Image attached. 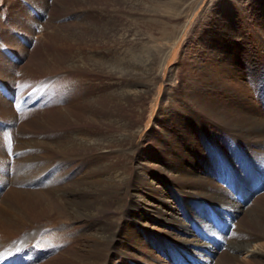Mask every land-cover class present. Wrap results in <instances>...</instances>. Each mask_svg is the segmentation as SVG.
I'll return each instance as SVG.
<instances>
[{"label":"rangeland","instance_id":"rangeland-1","mask_svg":"<svg viewBox=\"0 0 264 264\" xmlns=\"http://www.w3.org/2000/svg\"><path fill=\"white\" fill-rule=\"evenodd\" d=\"M46 3L44 0H0V56L1 59H3L0 61H11L14 64L12 66V71H10L11 75H5V77L7 81H10L8 78L11 76L13 82H16L14 84L15 87L13 93H10V87L2 78H0V86L3 85L11 95L10 102L16 119L13 126L14 128H12L13 131L11 130L12 137L11 135V138H8L9 136L0 137V154H2L0 155V196L11 197L13 195H11L13 190L18 193H20L19 191L21 190H30V188L31 190H36V188L39 189L43 187L44 184L46 186L55 179H59V181L61 180V183L59 182L58 186H66L72 180L77 178L80 172L87 167V161L93 160L94 158H103L102 160H99L101 163H104L105 161H115V158L113 157L115 154L107 157L105 155H97L96 157L95 151V156H81V158L68 157V160H66V158L62 161L63 159H61L59 155L56 157L57 155L53 151L54 148L50 149L48 147L49 144L46 145V142L34 144L35 142L33 141L40 140L42 137L45 139L48 138V141H53L54 139H57L62 130L67 131L68 134H71V132L78 129L83 131V128H87L86 125H84L86 123L84 120H77L79 122L74 123L78 124L81 121L82 126L72 125L69 128L67 125H61L56 118L58 108H60V106H69L70 102L73 103L72 100L75 101L80 99L81 97L79 96H83L87 93H96V90L97 92L103 93L125 87L130 89L131 93L135 91L139 92L143 97L141 101L133 100L132 105L130 106L131 110H133L131 112V118L134 120V123L138 124V128L141 129L137 134L136 142L145 143L148 140V135L153 131V126L158 123L160 118L167 119L168 127H171L173 122L185 125L188 132H194L197 136V139H195L191 135L197 146L196 151L198 154H202L203 158L206 157V160H209L211 166L213 165L214 171L216 170L217 172L216 182L225 190L224 196L226 197H224V200L222 199L225 202L217 196L207 197L205 194L197 193V195L194 193L190 199H187L189 204L185 203L183 200L184 198L176 192L173 197V203L176 205V210L180 215L179 218L182 219V222H185L186 224L188 223L187 227L191 236H196L198 239L206 238L204 242L211 244V246L213 245V247L205 248L201 246L197 249L193 246H189V244L183 245V242L175 241L168 243V246L164 243L161 244L160 246L163 248L155 253H159L161 259L167 264H204L202 263L204 258H201V256L210 255L214 260H218L222 258V252L225 254V264H264V226L262 225L260 227L254 225L256 223L250 221L251 215L252 219L253 216L255 217V214L264 215V131L262 132V135L259 133L261 131L253 132L251 135L249 134L251 141L253 139L255 142L259 141L256 142V145H245L243 142L237 140L241 137L239 136L241 132L234 131L232 128L228 129L229 127L227 125H225V128H222V124H225V103H229L230 107H234V102L231 100L226 101L227 97H225L226 94H224L225 91H223L222 87L225 81V67L223 68L221 66H223L222 63L223 60H225V52L223 51L222 62L214 59V51L218 47L225 49V43L227 47L229 46L227 49L232 48L231 50H234L241 56L239 67L240 71L245 74V78L242 79L244 80V85L240 86L237 83H235L236 85L229 83V86H232V88L242 93L249 100L248 109L251 114L257 112L259 115H257V119L260 118L262 121L263 118L264 120V0H48V4ZM44 7L45 9L47 8V11L52 16L50 19L51 22L49 23L48 21L49 25L46 21L43 22L44 20H42V22L41 20H39L40 22L35 20L39 22L36 25L38 26V30H33V33H30L29 31L25 32L17 26V24L19 25L20 21L24 19L25 13L32 12L35 14L38 13L39 8ZM109 18L110 20H108ZM103 21L111 24V28L113 29L110 33L109 31L106 32V29L102 32L104 24H106L103 23ZM88 22H94V26L89 27L90 25H88ZM45 23L47 26H45ZM5 33H8V35L11 33L10 37L12 40L10 39L9 41V38L4 37ZM45 34H48L49 36H46ZM224 35L226 38L225 42L223 41ZM17 45L20 46L18 47ZM25 50L28 53L25 52L24 54ZM219 51H221V49ZM231 54L233 53L231 52ZM218 56H221V53ZM70 60H77L79 61V64L82 65L79 66L80 68H72L68 66ZM93 62L99 64L98 69H93ZM107 62L110 64L112 63L113 66L110 68L107 65ZM200 63L203 64L200 66ZM196 65L198 66L197 69L195 67ZM114 68L118 69L115 70ZM206 70L212 71L211 73H207ZM133 71L134 74L132 73ZM14 73L15 76L13 75ZM254 73L256 75H254ZM235 76L236 75H234V77ZM203 83H207V86L209 87L202 89L203 91L207 89L206 95L210 94L211 91V94L215 98L213 100H218L222 103L224 102V113L222 112L223 116L221 115L220 118L212 115L214 109L208 110L206 107H200L201 104L207 103L205 101V96L201 94L197 97V101L194 100L195 96H197L196 93L202 88L200 86H202ZM63 90L66 99L61 101V98H59L58 95L60 92L63 93ZM216 91L221 92L216 93ZM78 94L79 96H77ZM24 95L27 97L25 101L22 98ZM42 99V104H38ZM68 99L69 101H67ZM46 105L48 106L46 107ZM138 108H140L141 116L138 115ZM182 109L183 112L180 111ZM32 110L34 111L32 112ZM240 114L239 111H236L235 117L237 119L234 118V116H229V119L233 118L234 121L231 119L233 123L236 121L238 122V118L240 121L247 120L245 112ZM42 115L44 117L47 116L46 118L50 120V122L54 121V123H56L58 121V124H56L57 126L53 127L51 130L49 127V129H47L35 125L34 121ZM0 118H2L1 114ZM198 122H201L204 126L209 128L211 132L213 131L216 134L217 139L215 146L220 148V151L218 149L220 155L215 152L214 144L207 141L205 137H201L203 135L202 131L199 129L200 127L197 126L199 125ZM104 127L106 128V126ZM244 127L242 128L244 129ZM262 127L263 126H261V128ZM187 131L186 129L185 131H182V138L186 139V137L189 136ZM56 134L58 136H56ZM258 134H260L261 137L258 136ZM20 137L23 139L26 138L27 141L22 140ZM8 139L10 142L7 141ZM140 140L143 141L141 142ZM23 150L25 151L23 152ZM222 152H224V155ZM53 155H55V157ZM33 156L37 157L35 158ZM44 157L48 158L49 161ZM125 157H127L126 152L121 156L122 161ZM37 158H39V160ZM83 158L86 159L83 160ZM120 160L117 159L118 165H121L122 161ZM138 160V155L135 156L134 160L131 158L128 159L133 168H137V165L141 163ZM17 164L19 166L22 165L25 168V172L28 170H33L35 172L36 175L34 178L38 182L37 187L35 186L36 188L30 187V184H21L17 186L13 183L11 176H13V173L18 169L17 167L19 166ZM44 164L49 165L45 167V170H41L40 167ZM142 164L143 168L147 169L149 164L147 162H142ZM151 169L154 170L152 165ZM46 170L50 171L42 176L41 172ZM57 172H59V174H56ZM114 172L115 171H113L112 174ZM121 172L123 173V171ZM155 172L156 171H153V174ZM1 173L4 174L2 175ZM60 173L62 175H60ZM52 175H55L56 177ZM99 175L100 173L98 176ZM154 175H157V172ZM72 177L75 178L70 179ZM66 179L69 180H67L69 183H67ZM2 180H4V182ZM39 180H42L43 182H39ZM40 183L41 186H39ZM173 184L176 185L172 180L166 182V186L175 190ZM61 191L62 190H60V192ZM25 193L27 192H22L21 195L25 197ZM124 194L125 193H120L118 199ZM127 198L131 199L132 197L127 196ZM30 200H33L34 205L35 200L32 198H30ZM252 204L255 205V207L251 206ZM35 205L38 206V203ZM114 206L115 204H113L111 210L104 212L103 215L101 214L99 219L97 218V221L102 224L105 223L109 217H117L119 220L114 218L113 224L117 228L122 227L121 229L123 230L127 220L125 218H119L122 216L123 212L115 209ZM189 206L190 209L186 210V207L189 208ZM127 207L126 210V207L124 208L123 206L122 210L124 209L125 214V211H127V215L132 216L134 213L133 209L129 206ZM246 209L250 212L246 211ZM192 211H196V214L200 218V221L202 220L201 223L203 222V224L200 223L196 216H192ZM31 212V217L34 220V224H36V233H38V236L42 239L39 240L41 243L38 241L36 243V247L39 248L37 249L39 258L34 261V264H39V261H41L40 264H78L74 260L75 253H73L76 248V237L81 233L83 227L90 226V222L92 223L93 220L96 219L85 220V218H82V225H80L81 228L79 227L80 232H78L79 229L74 230V228H72L73 226H70L72 223H80V220L72 223L63 220L68 226L66 227L67 231L65 228L61 231L54 226L59 223L58 221L60 220L55 213H44L33 210ZM51 215H53V217ZM84 223L86 225H84ZM262 223L264 224V222ZM59 224H61V222ZM203 225L205 227L204 229L202 228ZM171 227L176 228L174 227V224L171 225ZM256 228H259L260 231ZM213 229H216V232H220V238L214 237ZM64 231L66 233H64ZM171 231L173 230L171 229ZM206 231L208 237H206ZM61 232H63L62 235H64L66 240L64 237H61ZM67 232L71 234H68ZM174 232L177 231L174 230ZM260 232L261 237L259 236ZM52 233L53 236L58 233L55 236L56 239H58L57 241H55V237L53 238L51 235ZM48 234L52 236L53 243L52 238ZM45 236L46 238L49 236L48 239L51 240L47 241L48 239L46 240V238H44ZM120 236L122 237L123 235L121 234ZM57 237L61 238V243ZM248 240L255 241L251 243L252 246L249 248L250 250H256V253H258L256 256L253 255L252 251L240 247L244 245L246 241L248 242ZM58 243L59 245H57ZM112 243L113 245H111ZM112 243L101 252L102 255L103 253L108 252L109 255H111L110 258H113L107 259L104 257L103 263H119L118 259L116 260L115 249L120 242L119 240H115ZM214 244H216L217 247H215ZM233 244L237 245L234 246ZM83 246L84 245H82V247ZM83 249L84 248H82V250ZM231 257H235L236 260H232ZM124 259L127 261L130 259V264H139L134 260L132 261L131 259L133 258L127 256L124 257ZM136 259L137 261H140L141 264H153L151 260L146 258L140 259L138 257ZM112 260L113 262L110 263Z\"/></svg>","mask_w":264,"mask_h":264},{"label":"bare ground","instance_id":"bare-ground-1","mask_svg":"<svg viewBox=\"0 0 264 264\" xmlns=\"http://www.w3.org/2000/svg\"><path fill=\"white\" fill-rule=\"evenodd\" d=\"M44 1H45V3L47 1L46 4H48V0H44ZM45 7L39 8L38 13H35L33 11L35 14H33L32 12L31 13L30 12L25 13L24 19H22V21H20L19 25L17 24V26L19 28L23 29L25 32L29 31L31 33L33 30L37 29L38 26H36V25L40 22L39 20H41V22H42V20H44L43 22L46 21V23H48V21H49V23H50L51 22L50 19L52 18V16L47 11V8L45 9ZM35 20H38L39 22L35 21ZM108 20H110V18ZM49 23H48V25H49ZM93 23L88 22V25H90L89 27H93L94 26ZM103 23H106V24H104L102 32L104 31V29H106V32L109 31V33H110V31L113 29V28H111V24H109L108 22H104V21H103ZM45 26H47V24ZM79 29H81V28H79ZM10 35H11V33H10ZM10 35H8V33H5L4 37L9 38V41H10V39H11ZM31 35H33V34H31ZM29 36H30V34H29ZM225 39L226 38L224 35V40H223L224 42H225ZM11 42H9V43H11ZM13 46H14V44H13ZM228 47L225 43V49L218 47L219 50L221 49V51H219L218 48L214 51V53H215L214 59L216 61H219V62L220 61L222 62L223 51L225 52V60H223V63H222L223 66H221L223 68L225 67V75H224L225 81H224L222 87H223V91H225L224 94H226L225 97H227V99L225 98L226 101L231 100L234 102V107H230L229 103L228 104L225 103V107H224L225 108V111H224L225 112V119H224L225 124L222 122L223 123L222 128H225V125H227L229 127L228 129L232 128L234 131L241 132L240 135L238 134L239 136H241L239 139H237L238 141L243 142L245 145L246 144L256 145V142H259V141L255 142L254 139L251 141L249 134L251 135V133H253V132L255 133L257 131H261L259 133H261V135H262V132L264 131V120H263V118H262V121L260 120V118L257 119L259 116L257 114V112L251 114L250 110L248 109L249 100L242 93H240L239 91L232 88V86H229V83H233V84L237 83L240 86H243L244 80H242V79L245 78V74L240 71V67H239L241 56L237 52H235L234 50H231L232 48L227 49ZM21 50H23V49H21ZM25 52H27V51L25 50L24 54H25ZM231 52L233 54H231ZM19 53H20V51H19ZM220 53H221V56H218ZM100 55H101V53H100ZM0 60H3V59H1V56H0ZM151 60H153V59H151ZM109 61H111V60H109ZM153 61H155V60H153ZM68 63H69L68 66H70L72 68H80L79 66L82 65V64H79V61H77V60H70ZM93 63H94L92 66L93 69H98L99 64L96 62H93ZM150 64H148V65L151 66ZM202 64L200 63V66ZM13 65L14 64L11 61H9V62L0 61V78H2L5 81V83L8 84V86L11 89L10 93H13V90L15 87L14 84L16 82L15 83L13 82V79L11 76H9V78L7 77L8 80L10 79V81H7L5 75H7V76L9 74L11 75L10 71H12ZM107 65L110 68L113 66V64L112 63L110 64L109 62H107ZM85 67H87V66H85ZM153 67H154V65H153ZM195 67H196V69L198 68L197 65ZM116 69H118V68H116ZM153 69H151V70H153ZM216 69H219V68H216ZM206 71H207V73H211L212 70L211 71L206 70ZM104 72H105V70H104ZM125 73H127V72H125ZM132 73L134 74V71ZM135 73H136V71H135ZM246 73H247V71H246ZM176 74H178V73H176ZM212 74H213V72H212ZM249 74H250V72H249ZM2 75H4V76H2ZM13 75L15 76V73ZM26 75H27V73H26ZM234 75H236L237 77L236 76L234 77ZM254 75H256V74L254 73ZM81 77H82V75H81ZM157 77H158V75H157ZM178 77H179V75H178ZM214 78H216V77H214ZM217 78H218V76H217ZM260 79H262V78H260ZM158 80H160V79H158ZM214 81H216V80H214ZM9 82H11V83H9ZM79 84L81 85L80 82H79ZM207 85H208L207 83H203V85L200 86L202 88L197 93L195 92L197 96H195L194 100L197 101V97L200 96L201 94L203 96H205L206 97L205 101L207 103L206 104L203 103L201 105L199 104L200 107L201 106L206 107L208 110L214 109V112H212V115L220 118L222 115V112H223V103L224 102L222 103L221 101L213 100L215 98L211 94V91H210V94L206 95L207 89L205 91H203L202 89L203 88H209ZM235 85H233V86H235ZM2 86H0V114L2 117V118H0V120H3V121H0V137L9 136L8 138H11L12 137L11 130L13 131L12 128H14L13 126L15 124L16 119L14 117V113H13L14 111H12V104L10 102V98H11L10 96L11 95L7 92V90L4 88V86L3 87ZM220 88H221V86H220ZM108 89H110V88H108ZM70 90H72V89H70ZM77 91H79V90H77ZM219 92H221V91H218V92L216 91V93H219ZM38 93H36V94H38ZM66 93H67V91H66ZM74 93H76V92H74ZM44 95H45V93H44ZM46 95H47V93H46ZM58 96H59V98H61V101H64V99H66L64 90H63V93L60 92V94ZM77 96H79V94ZM79 97H81V98L77 99L75 101L72 100L73 103L70 102L69 106L68 105L66 107L60 106V108H58V110L56 109L57 110V112H56L57 117L56 118L61 123V125H63V124L67 125V127H69V128L72 125L82 126L81 121L78 124H74V123L79 122L77 120H84V121H86V123L84 125H86L87 128L86 129L83 128V131H80V129L73 131V132L70 131L71 134H68L67 131L62 130V131H60L59 136L57 135L58 133L56 134V136H58L57 139H54L53 141H51V140L48 141L47 140L48 138L45 139L44 137H42L40 140H34L33 141V142H35L34 144H37V143L41 144V143L46 142L45 144L46 145L49 144L48 147L50 149L54 148L53 151L57 155L56 157H58V155H59L60 158L63 159L62 161H64V159H66V158H67L66 160H68V157H71V158L80 157L81 158V156L89 157V156H95V155H96V157H97V155L98 156L99 155H101V156L105 155L107 157V156H111L112 154H115L113 157L115 158L114 160L116 162L115 161H113V162L105 161L104 163H101V161H99V160H102L103 158L102 159L94 158L93 160H90V161L86 160L88 162V165H87V167H85V169L82 172H80L78 177L75 176L77 178H75V177H74L75 179L73 177L70 178V179H74L70 183L68 182L69 180L66 179V181L68 180L67 181V183H69L68 185L60 187V185L58 186V184L61 180L59 181V179H57V180L55 179L54 181H51V183H48V185H46V186L44 183H42L44 185L41 188L38 187L39 189L36 188L38 185V182L34 178V176L36 175L35 172L33 170H28V169H27L28 171L25 172V170H24L25 168L22 165L19 166L17 164L19 167H17L18 169L16 170V172L13 173V176H11L13 183L16 184L17 186L21 185V184H24V185L30 184V187L36 186L35 187L36 190H31V188H30V190H21V191L18 190L20 193L13 190V192L11 193V195L13 194L11 196L12 198L10 196L9 197H1L0 196V206H1V208H0V264H34V261L37 258H39V256H38L39 253L37 250L39 248L36 247V243H37V241L39 242V240H42V239L38 236L39 234L36 233V230H35L36 224H34V220L31 217L32 216V214H31L32 210L37 211V212H44V213L45 212L55 213L60 218L61 221L59 220L58 222L59 223L61 222V224L57 223L54 226H55V228H58L61 231H63L64 228L66 229V227L68 226V224H66V222L72 223V222L80 220V223L77 222L78 224L77 223L76 224L75 223L70 224V226L71 225L73 226L72 228H74V230L79 229L78 232H80V228H81L80 225H82V218H85V220L86 219L87 220L93 219V218L96 219V220H93L92 223L90 222V226H85V227L82 226L83 229H82L81 233H79V235H77L78 237H76V243H75L76 248H75V250L73 249L74 250L73 253H75L74 260L78 264H105V263L107 264V262L103 263L104 257H106L108 259V258H110L111 255H109L108 252H105L102 255L101 251H103L106 247H109V245L115 240H119V242H120L119 245L115 249L116 253L114 252L116 254V257H117L116 260L118 259V261H119L118 264H130L129 263L130 259L128 261L126 259H124V257H126V256L133 258L131 260L132 261L134 260V261H136V263H139V264H141V262L137 261L136 258H138V257L140 259L141 258L142 259H145V258L149 259L152 261L153 264H167L163 259H161L159 253H155L156 251H159L163 248L162 246H160L163 243L167 245L168 243L180 241V242H183V245L189 244V246H191V247L193 246L197 249H198V247H201V246H203L205 248L213 247V245L211 246V244L204 242L206 240V238L198 239L196 236H191V233L189 232L188 227H187L188 223L186 224L185 222H182V219L179 218L180 215H179L178 211L176 210V207H175L176 205H174V203H173V197L175 195V192L178 193L182 198H184L183 200L185 203H188L187 199H190L192 197V195H194V193H195V195L205 194V195H207V197L208 196H210V197L217 196L218 198H221V200L222 199L224 200V197H226V196H224L225 190L223 188H221L220 185H218L216 182L217 172H216V170L214 171L213 165L211 166V164L209 163V160H206V157L203 158L202 157L203 155L198 154V152L196 151L197 146L195 144L194 139L192 138V136H193L195 139H197V136L195 135V133L194 132H188L187 128H185V125H183V124L181 125L180 123H177V122H173L172 123L173 125L171 127H168L167 119L160 118L158 123L155 126H153V128H152L153 131L148 135V137L146 136L148 138V140L145 143H137L136 142V139L138 136L137 134L139 133V131L141 129L138 128V124L134 123V120H132V118H131V114H132L131 112L133 110H131L130 106L132 105L133 100H136V101L142 100L143 97L139 92L135 91V92L131 93L130 89L123 87L122 89H113L110 92H103V93L97 92V90H96V93H87V94H85L83 96H79ZM22 98L24 101H25V99H27V97L25 95ZM75 98H77V97H75ZM218 99H219V97H218ZM67 101H69V99ZM42 102H43V99L40 100L38 102V104L41 105ZM71 104H72V106H71ZM197 105H198V103H197ZM47 106L48 105H46V107ZM201 109H203V108H201ZM24 110H25V107H24ZM22 111H23V109H22ZM27 111H28V109H27ZM33 111L34 110H32V112ZM180 111L183 112V109ZM236 111H239V114L245 112V115H247V120L245 119L243 121L242 120L240 121L238 118V122L236 121L233 123L234 119L233 118L229 119V116L230 117L234 116V118H236L235 117ZM138 115L141 116L140 108H138ZM46 117H44L42 115V116L38 117L37 119L35 118L36 120L34 121V123L37 126L44 127L47 129L50 128L52 130L53 127L57 126L56 124H58V121L56 123H54V121L50 122V120H48ZM198 123H199V125H197V126L200 127L199 129L202 131V135H203L201 137H205L207 141L214 144L215 152L218 153L220 151V148L219 147L217 148L215 146L216 139H217L216 134L213 131H212L213 132L212 133L211 130L209 128H207L206 126H204L201 122H198ZM245 125H248V126H245ZM104 126H106V128ZM261 126H263V127L261 128ZM242 127H244V129ZM118 128H120V129H118ZM185 129L189 133V136H187L186 139L182 138L183 137L182 131H185ZM230 131H232V130H230ZM244 131H246V132H244ZM25 133H26V131H25ZM10 135H11V137H10ZM261 135L258 134V136H260V137H261ZM20 138H22V137H20ZM38 138H36V139H38ZM199 139H200V137H199ZM22 140H26V138L25 139L22 138ZM7 141L10 142L9 139ZM41 147H42V145H41ZM7 148H8V146H7ZM25 148H26V146H25ZM218 149H219V151H218ZM24 151L25 150H23V152ZM94 151H95V155H94ZM121 152H122V154H121ZM125 152H126L127 157L123 158L124 160L122 161L121 156L124 155ZM22 154H24V153H22ZM222 154L224 155V152H222ZM0 155H2V154H0ZM136 155H138V157H139L138 161H140L141 163L139 165H137L138 166L137 168L136 167L133 168L131 166V164L129 163L128 159L131 158L132 160H134ZM37 156H38V154H37ZM53 156L55 157V155H53ZM26 157H28V156H26ZM33 157H35V156H33ZM41 157H43V156H41ZM44 158H46V157H44ZM120 158H121V160H120ZM218 158L220 159L219 156H218ZM37 159L39 160V158H37ZM46 159H48V158H46ZM49 159H50V156H49ZM49 159L47 161H49ZM55 159H57V158H55ZM85 159L86 158H83V160H85ZM117 159L122 161L121 165H118ZM19 161H20V159H19ZM31 161H30V163H31ZM87 162H85V163H87ZM142 162H147L149 164L147 166V169L143 168ZM3 163H5V162H3ZM40 163H41V161H40ZM24 165H25V163H24ZM47 165H49V164L42 165L40 167L41 170H45L46 169L45 167H47ZM151 165L154 168V170L151 169ZM7 166H8V164H7ZM49 171L50 170H46V171L41 172L42 176L44 174L46 175ZM113 171H115V172L112 174ZM121 171H123V173ZM153 171H156L157 175H154L156 172L153 174ZM78 172H79V170H78ZM99 173H100V175L98 176ZM37 174H39V173H37ZM52 174H53V172H52ZM56 174H59V172H57ZM60 175H62V174L60 173ZM7 176H8V174H7ZM52 176H55V175H52ZM62 179H64V178H62ZM169 179L175 182L176 185L173 184V188H175V190L170 189L171 187L169 188V186H166V182L170 181ZM42 180H39V182H43ZM2 181L4 182V180H2ZM6 182H7V180H6ZM39 186H41V183ZM46 188H48V189H46ZM43 189H45V190H43ZM60 190H62V191L60 192ZM22 192H27V193H25L26 194L25 197H23L21 195ZM120 193H125V194L118 199ZM114 194H115V197H114ZM127 196L132 197V198L131 199L127 198ZM30 198L34 199L35 204L38 203V206H36L35 204L33 205V200H30ZM223 202H225V201H223ZM113 204H115V206H114L115 209L119 210L120 212H123L122 216L119 218L120 219L125 218L127 220V222H125L126 225L124 226L123 230L121 229L122 227L117 228L113 224L114 218H117V217H114V216L109 217L106 220V222L102 223V224H100L101 222L97 221L101 214L103 215L104 212L112 209L111 207H113ZM221 204H223V203H221ZM123 206H124V208L126 207V210L128 208L127 206H129L131 209H133V211H134V213L132 214L133 217L130 215H127V211H125L126 214L124 213V209L122 210ZM223 206H225V205H223ZM227 206H229V205H227ZM251 206L255 207V205H253V204ZM188 209H190V206H189V208L186 207V210H188ZM252 210H253V208H252ZM246 211H248V210L246 209ZM248 212H250V211H248ZM253 212H254V210H253ZM191 214L194 217L196 216L200 221V218L196 214V211H194V212L192 211ZM53 215H51V216L53 217ZM249 216H250V214H249ZM63 220L66 222H64ZM117 220H119V219L117 218ZM254 220H257V221H254ZM201 221H200V223H201ZM250 221H252V223L253 222L256 223L254 225H258L260 227L262 225L264 226V224L262 223V222H264V215L255 214V217L253 216V219H252V215H251ZM50 222H52V221H50ZM54 224H55V221H54ZM173 224H174V227H176V228L171 227V225H173ZM201 224H203V222ZM84 225H86V224L84 223ZM70 226H69V228H70ZM37 228L39 229L38 226H37ZM202 228L203 229L205 228L204 225L202 226ZM49 229H51V228H49ZM171 229L173 231H171ZM256 229H259V228H256ZM54 230H53V232H54ZM74 230H73V232H74ZM174 230H176L177 232H174ZM47 231H48V229H47ZM66 231H67V229H66ZM70 231H71V229H70ZM212 231H213L215 238H220V236H221V235H219L220 232H218V231L216 232V229H213ZM259 231H260V229H259ZM55 232H56V230H55ZM178 232H179V234H178ZM42 233H43V231H42ZM49 233H51V232H49ZM62 233L63 232H61L60 234L62 235ZM64 233H66V232L64 231ZM67 233L71 234L69 232H67ZM216 233H217V235H216ZM57 234L58 233H56V235ZM60 234H59V236H60ZM68 234H67V236H68ZM121 234L123 235L122 237L120 236ZM51 235L53 236V233ZM49 236H48V238H49ZM52 236H50V237L52 238ZM55 236H53V238ZM259 236L261 237V232H260ZM61 237H64V235H62ZM206 237H208L207 231H206ZM211 237L214 238L213 236H211ZM44 238H46V236ZM48 238H46V240ZM53 238H52V243H53ZM57 238H59V237H57ZM70 238H68V239H70ZM54 239H55V241L58 240V239H56V237ZM60 239L61 238H59V242L61 241ZM49 240H51V239H48L47 241H49ZM65 240H66V238H65ZM43 241H44V239H43ZM46 242H44V243H46ZM66 242H68V241H66ZM252 242H255V241L254 240H248V242L246 241L244 245L241 244L242 246H240V247H242V249L245 248L247 250H250L249 247L252 246L251 245ZM39 243H41V241ZM239 243H240V241H239ZM47 245H46V247H47ZM57 245H59V243ZM70 245H71V243H70ZM82 245H84V246L82 247ZM111 245H113V243ZM214 245H215V247H217L216 244H214ZM235 245H237V244H235ZM240 247H238V248H240ZM82 248H84V249L82 250ZM63 251H64V249H63ZM250 251H252L253 255H255V256L258 254V253H256L255 249H252ZM68 252H69V250H68ZM222 253H223V254H221L222 258L218 259V260H214L213 258L210 257V255H204L203 257L201 256V258H204L202 260V263H204V264H207V263H209V264H225V254H224V252H222ZM55 255H56V253H55ZM51 257H53V256H51ZM112 258L113 257H111L110 259H112ZM231 259L236 260L235 257L234 258L231 257ZM40 262L41 261H39V264H40ZM112 262H113V260L110 263H112Z\"/></svg>","mask_w":264,"mask_h":264}]
</instances>
